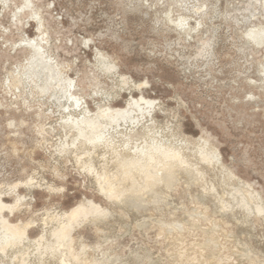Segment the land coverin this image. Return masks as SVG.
<instances>
[{
  "label": "rangeland",
  "instance_id": "1",
  "mask_svg": "<svg viewBox=\"0 0 264 264\" xmlns=\"http://www.w3.org/2000/svg\"><path fill=\"white\" fill-rule=\"evenodd\" d=\"M0 264H264V0H0Z\"/></svg>",
  "mask_w": 264,
  "mask_h": 264
},
{
  "label": "bare ground",
  "instance_id": "2",
  "mask_svg": "<svg viewBox=\"0 0 264 264\" xmlns=\"http://www.w3.org/2000/svg\"><path fill=\"white\" fill-rule=\"evenodd\" d=\"M144 104L145 105L152 106L154 104V102L142 98L141 100H133L132 102L129 103V106L130 107H132V106H135L136 107L137 106L140 110H142L141 106L144 105ZM117 110H121V109H117ZM114 111H112V110L109 109L106 112L102 113L101 115H99V116L97 115L98 117L96 119H93L92 120V119L86 117V114L88 113V110H87V112L84 113V117L81 120H78V121L77 120H72L71 123H75V125L81 124V126L79 125L80 126L79 127L80 128V130H79V133L80 134L79 133L78 134L85 141H87V142H89L91 144H94L96 142L97 143L100 142V143H106V144L108 143L109 144V143H111L110 140H111V136L112 135L110 136V131L112 129L115 130L116 127L117 128L118 127H122L121 122L127 124L128 126H129V122L131 124L134 123V121H133V119H134L133 118L134 110L133 109H129V110H126L125 109V110L116 111V112H114ZM143 113H147V112L144 110ZM149 115H150V113H149ZM101 117H107V118H109L110 123L109 122H108L109 124H104V122L102 123L100 121V118ZM160 147L163 148V146H160ZM160 147H157V145L154 146V147L151 146L150 147L151 150L150 149H147L146 147H142L140 149V151H137L136 150V152H140V154H141L139 158H131L129 160H126L127 158H125V160L123 162H121L122 163L121 164L122 165L121 167L124 168L125 175L128 178H130L129 175H131V174H129V173L131 172V169H135V170L140 169L141 171H143L145 173L144 185L142 187L138 188V189H143L145 186H148L151 182L154 183V182L160 180V178L158 176V173H156V172L153 173V172H150L148 170L151 161L156 160V158H155V156H156L155 154L156 153L154 154V152H157L158 153L159 150H160ZM145 156H148L150 158V161H146L144 159ZM160 158H165V159L177 158V155L170 154V152L166 150V152L164 151L161 154V156L158 157L157 160H160ZM172 165L173 164L171 162L163 163L162 169L165 170L166 172H168L170 174L171 171H172ZM124 171H123V173H124ZM100 179H103L104 180V176H101ZM105 182H107V181H105ZM111 184H109V186L107 188H105L106 193L112 194L114 197H119L120 196V191H118ZM80 214H81L80 213V208L73 210L72 213L69 216V220L76 219ZM68 229L69 228L65 225L64 227L62 226L59 230H55L54 231L53 236L57 239L56 240L57 243H59L61 240H63L64 238L67 237V235H68Z\"/></svg>",
  "mask_w": 264,
  "mask_h": 264
}]
</instances>
